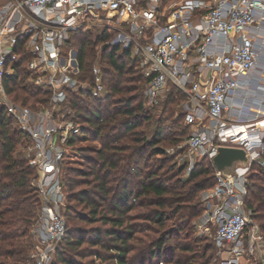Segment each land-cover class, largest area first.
<instances>
[{
  "label": "built area",
  "instance_id": "2783aa9c",
  "mask_svg": "<svg viewBox=\"0 0 264 264\" xmlns=\"http://www.w3.org/2000/svg\"><path fill=\"white\" fill-rule=\"evenodd\" d=\"M100 19L112 33L106 44L135 59L146 106L185 96L184 118L196 128L173 150L187 173L198 160L211 162L219 146L246 152L245 165L227 177L215 170L214 184L201 190L196 226L211 236L207 264H262L264 233L245 197L251 165L264 166V0H8L0 4V107L24 133L41 201L28 264H49L65 234L62 170L80 129L68 92L109 94L97 60L90 82L79 79L69 44ZM20 70L26 86L48 94L46 104L32 108L8 96L4 79Z\"/></svg>",
  "mask_w": 264,
  "mask_h": 264
},
{
  "label": "trees",
  "instance_id": "16d2710c",
  "mask_svg": "<svg viewBox=\"0 0 264 264\" xmlns=\"http://www.w3.org/2000/svg\"><path fill=\"white\" fill-rule=\"evenodd\" d=\"M109 37L106 30L96 36V42L101 45L99 62L103 64V83L109 94L93 98L86 91H70L67 95L71 116L80 124L79 132L70 140L71 152L78 150L89 167L85 172L69 165L65 167L62 178L66 190L65 234L50 264H79L77 258L98 254L84 252L87 248L84 242L106 250L111 264H207L212 255V241L207 238L200 241L194 234L192 222L202 211L201 190L214 184L215 169L204 158L195 164L188 179L183 181L176 177L178 179L166 185L159 175L164 161L156 167L148 165L151 156L164 153L159 142L173 131L168 125H160L158 120L152 138L147 139L141 129L150 120L149 106L144 104L142 96L143 78L129 50L106 44ZM92 42L80 31L74 32L69 41L78 51L79 79L88 82L91 76L86 52ZM4 86L12 100L32 108L48 100V94L42 89L24 84L22 70L15 76H7ZM179 94L182 95L170 93L167 101L176 100ZM23 136L0 107V158L3 161L0 165V264H27L28 257L22 253L28 246L22 238L29 235L41 204L38 192L29 182L34 168L25 158L13 157L15 146ZM172 140L175 145L182 138L175 135ZM86 141L98 145L78 146ZM173 165L176 167L175 163ZM183 169L176 167V175ZM83 183L91 186L76 189V185ZM246 186L245 204L252 209L253 218L258 220L264 233V213L258 211L264 209V166L251 165ZM148 196L156 197L153 202L156 208L145 214L153 224L149 229L152 228L156 236L137 235L141 230L136 228L132 221L135 217L130 213L135 206H143ZM101 201L107 204L101 205ZM70 202L82 204L88 213H76L74 203ZM72 217L101 222L107 227L92 228L85 239L77 234L81 229L69 224Z\"/></svg>",
  "mask_w": 264,
  "mask_h": 264
},
{
  "label": "rangeland",
  "instance_id": "374dc122",
  "mask_svg": "<svg viewBox=\"0 0 264 264\" xmlns=\"http://www.w3.org/2000/svg\"><path fill=\"white\" fill-rule=\"evenodd\" d=\"M8 0H0V2H6ZM101 17H104V14H102V12H100ZM112 19H115L114 17H111ZM106 19H100L98 20H94L90 22V26L89 28H87L86 30H84L82 33L86 34L88 36V38L91 39V41H93L91 44H89L88 49H87V59H88V63L90 64V68L91 65L97 60L98 63L101 65V63L99 62V60H101V58H99V51L101 49V45L99 42H96V36H98L102 31H103V25L105 23ZM113 23V22H112ZM112 33L109 34V39L111 38ZM103 65V64H102ZM101 65V66H102ZM178 98H176V100H170L167 101L166 97H161L159 99V103L155 104L154 106H149V112L148 114L150 115V120L149 122H146L145 124H143L141 126V129L144 130L145 135L148 137L147 139L152 138L153 132H154V128L156 126V124L158 123L159 120V124L160 125H168L171 130L173 131V134L168 135L167 138H165L164 140H161L159 142V147H161L164 150V153L161 155H157V156H151L149 158V160L147 161L148 165L151 167H156V165H159L161 161H164L163 163V167L159 170V175L161 180H163V182L167 185V184H171L172 181H175L176 177H180L181 180H185L188 179V175L189 173L186 172V169L183 167V165H181L184 169L182 170L181 173H179L178 175H176L175 169L176 167H180L179 162H177V158L175 157V153H174V147L175 145L172 143L173 140V136L175 135H179V137L182 138V140L187 136V134L189 132H191L192 130H194L196 127L195 125L189 124L185 118H184V112H186L187 108L185 107L184 103L186 101L185 96L183 95H177ZM41 103H37V105H40ZM46 104V103H43ZM94 143V144H92ZM98 145L95 142H91V141H86V142H82L79 143V145ZM151 150V149H148ZM81 153L77 150L76 153H74V151L71 153V157L69 159H67L65 161V163L63 164V170L62 173L65 175V167L67 165L74 167L75 169H79V171H87L88 170V165L87 162L85 160H82L81 157ZM13 157L17 158V159H21V158H25L26 160V153L23 147V144L21 142L17 143V145L15 146V149L13 151ZM169 157V158H166ZM170 159V160H169ZM201 161V160H198ZM197 161V162H198ZM207 163H209V161H206ZM3 163L2 159L0 158V165ZM28 163L31 165L32 168L33 165L31 164L30 161H28ZM173 163H175L176 167L173 165ZM35 171V169H34ZM249 174V173H248ZM62 175V176H64ZM174 175V176H172ZM76 177H80V176H76ZM64 178V177H62ZM179 178V179H180ZM78 179V178H77ZM80 179V178H79ZM200 178H197L196 180H198ZM32 177L30 178V184L32 186ZM82 181V180H81ZM86 186L84 183L83 184H78L76 185V189L82 188V187H90ZM154 196H148L147 198L144 199L143 202V206H135L130 213L133 215L132 218L135 222V224L137 225V229L141 230V232H137V235H143L145 233L151 235V236H156L157 234L152 232V228L149 229L150 227H153V224H151L146 218H145V214H147L150 210L155 209L156 205L153 204V202L155 201ZM70 203H74V211L76 210V213H80V214H87L88 210L86 208L82 207V204H75V202H70ZM255 203V202H254ZM107 202L105 201H101V205H106ZM101 207V206H100ZM255 209L258 210V207L253 206ZM40 208V207H39ZM66 210V206H64L63 211ZM166 210L169 212V208H166ZM261 213H264V209L262 208ZM37 214L36 217L33 220V225L31 227V230L29 232V235L27 237H23L22 241H24L25 243H27L28 248L22 253L23 256L28 257L27 259V264L32 260L30 258V254L32 253V251L34 250L35 244H36V238L33 235V229L36 226V222H37V218H38V214H39V210H37ZM202 212V211H201ZM253 213V211H252ZM201 215V213L199 214ZM199 215L193 220V225H194V229H195V235L199 237L200 241L204 242V238H207L208 241H211V236L210 235H205L202 232H200L196 226V222H198V217ZM253 216V215H252ZM141 217V218H140ZM255 219V218H254ZM256 220V219H255ZM258 222V220H256ZM69 224L72 225V227L75 229L79 228L82 231H80L79 234L80 237L85 236L87 239V237L90 235V233H87L89 230H91L94 227H98L101 226L102 228L107 227V224H101V222H90V221H84L81 219H77V218H71L70 220H68ZM133 222V223H134ZM170 222L167 223V225ZM75 234V235H77ZM86 245L87 248H85L86 251H96L98 254H86V256L82 257V258H77V261H79V264H111L112 262L109 261V254L106 250H101L100 248H97L96 246L92 247V246H88L85 242L83 244V246ZM213 251V250H212ZM137 256V254H136ZM135 256V259H136ZM54 257V255H53ZM50 264V263H49ZM259 264V263H258ZM262 264H264V261L262 262Z\"/></svg>",
  "mask_w": 264,
  "mask_h": 264
},
{
  "label": "water",
  "instance_id": "95a60500",
  "mask_svg": "<svg viewBox=\"0 0 264 264\" xmlns=\"http://www.w3.org/2000/svg\"><path fill=\"white\" fill-rule=\"evenodd\" d=\"M247 161L246 152L242 148L232 146H219L211 159L214 169L225 177L231 175L237 165H245Z\"/></svg>",
  "mask_w": 264,
  "mask_h": 264
}]
</instances>
